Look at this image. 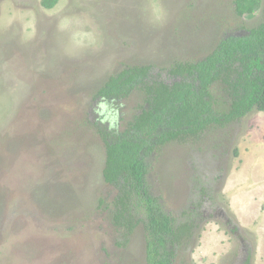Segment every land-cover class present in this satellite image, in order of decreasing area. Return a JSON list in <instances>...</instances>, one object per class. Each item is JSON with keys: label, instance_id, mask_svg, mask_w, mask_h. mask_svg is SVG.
I'll return each instance as SVG.
<instances>
[{"label": "rangeland", "instance_id": "374dc122", "mask_svg": "<svg viewBox=\"0 0 264 264\" xmlns=\"http://www.w3.org/2000/svg\"><path fill=\"white\" fill-rule=\"evenodd\" d=\"M42 2L0 0V264H147L143 225L128 242L114 225L97 131H124L144 97L95 95L127 65L202 61L261 26L264 0L248 19L234 0ZM155 156L153 197L195 226L174 264H264V113Z\"/></svg>", "mask_w": 264, "mask_h": 264}, {"label": "trees", "instance_id": "16d2710c", "mask_svg": "<svg viewBox=\"0 0 264 264\" xmlns=\"http://www.w3.org/2000/svg\"><path fill=\"white\" fill-rule=\"evenodd\" d=\"M59 0H43L53 9ZM262 0H234L236 14L250 18ZM155 65H127L111 75L95 100L124 101L143 94V105L124 131L98 128L104 143L103 178L117 195L113 222L128 242L143 225L147 264H174L176 248L194 235V224L178 225L149 186L152 162L165 146L199 143L214 127L240 122L254 111L264 113V23L246 35H230L202 61L176 62L153 73ZM166 72L171 83L160 75ZM221 87L224 108L213 89ZM97 127V126H96ZM144 219L137 218L138 213Z\"/></svg>", "mask_w": 264, "mask_h": 264}]
</instances>
